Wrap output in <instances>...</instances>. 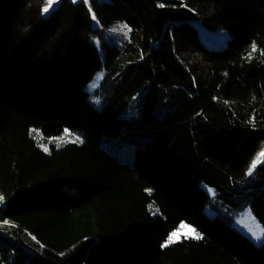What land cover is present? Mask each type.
<instances>
[{"label": "trees", "instance_id": "1", "mask_svg": "<svg viewBox=\"0 0 264 264\" xmlns=\"http://www.w3.org/2000/svg\"><path fill=\"white\" fill-rule=\"evenodd\" d=\"M45 7L0 0V264H264V243L206 212L251 207L264 229V0ZM183 222L203 238L164 247Z\"/></svg>", "mask_w": 264, "mask_h": 264}, {"label": "rangeland", "instance_id": "2", "mask_svg": "<svg viewBox=\"0 0 264 264\" xmlns=\"http://www.w3.org/2000/svg\"><path fill=\"white\" fill-rule=\"evenodd\" d=\"M198 28H199L201 40L213 48L224 47L227 44V41L230 37V34L227 30L213 31L202 25H199ZM117 53L118 52L116 48L110 49L109 64L115 59ZM109 64H107L105 68H107ZM103 74H104V71L98 72L94 76V78L87 84V89H89L92 92L93 89H95L96 87L98 88L100 81L103 77ZM91 100L93 103L98 105L97 96L93 93H92ZM128 109H129L128 113L123 109V115L128 116V117H133L140 111V106L138 104L136 105L134 102L128 107ZM65 137H66V140H63L60 142L55 141V143L56 144L58 143L59 145L67 141H74L77 138L76 136H73L72 134H67V133ZM104 140L105 141H103V144L106 147V149H108L111 153L116 155L120 160L126 163H129V164H133V159H134V147L133 146L126 145L123 142H113L112 140H107V139H104ZM203 186L208 190V192L212 196H214V188H212L207 183H203ZM206 212L211 216L216 215V214L223 216L231 224H233L235 227L239 228L242 232H244L247 236H249L256 244L262 245L264 243V229L262 227V224H260L259 221H257V219L254 217L251 207H247L245 210L239 213H236L234 215H231V216H228L227 213L224 210H222L221 207L208 206L206 208ZM189 229H195L196 233L199 234L198 230L194 226L190 225L189 223L183 222L180 224L178 229L173 231V232H179L181 233V235L179 236L178 239H175L174 242L168 243L167 246L175 242L181 241L182 239H195L191 236L183 235V233L189 231ZM167 241L163 244V246L167 243ZM167 246H164V247H167Z\"/></svg>", "mask_w": 264, "mask_h": 264}, {"label": "snow or ice", "instance_id": "3", "mask_svg": "<svg viewBox=\"0 0 264 264\" xmlns=\"http://www.w3.org/2000/svg\"><path fill=\"white\" fill-rule=\"evenodd\" d=\"M47 2H48V7H45L44 8V11L45 12L48 11L49 7H51L53 5V3L56 2V0H47ZM161 6H163V5H161ZM93 19H95V16L94 15H93ZM122 27H125L126 28L127 26L124 25ZM129 31H130V29H129ZM254 47L255 46H253V48ZM76 139H77V141L80 140L79 137H77ZM80 142H82V141H80ZM45 151H47V148H45ZM259 155L260 156H264V152L260 153ZM258 162H259V160L254 161L252 163V165H251V167L249 169V173H248L249 175H251L252 170L256 167V163H258ZM3 200H4V197L2 195H0V202H3ZM4 223H8V222L5 221ZM180 235H181V233H179V232H173V233H171L170 236H169V239H168L167 243L164 246H167L168 243L174 242V240L175 239H178ZM183 235H185V236H191V237H193L195 239H202L203 238L201 234L196 233L195 229H189V231L184 232Z\"/></svg>", "mask_w": 264, "mask_h": 264}]
</instances>
